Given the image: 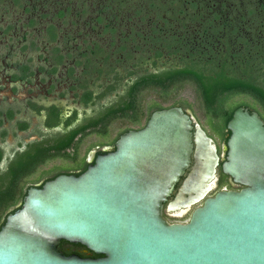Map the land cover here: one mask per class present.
<instances>
[{
	"label": "water",
	"instance_id": "1",
	"mask_svg": "<svg viewBox=\"0 0 264 264\" xmlns=\"http://www.w3.org/2000/svg\"><path fill=\"white\" fill-rule=\"evenodd\" d=\"M193 120L179 105L155 109L79 174L28 187L0 226V264H264V121L233 110L221 170L243 187L205 197L218 155ZM201 200L185 222L162 216L164 202L182 213ZM61 240L100 256L67 255Z\"/></svg>",
	"mask_w": 264,
	"mask_h": 264
},
{
	"label": "trees",
	"instance_id": "2",
	"mask_svg": "<svg viewBox=\"0 0 264 264\" xmlns=\"http://www.w3.org/2000/svg\"><path fill=\"white\" fill-rule=\"evenodd\" d=\"M3 26L57 43L93 79L83 98L90 113L67 145L91 132L114 144L172 105L223 125L237 106L264 119V0H0ZM235 96L243 98L230 102ZM35 166L0 169V226L32 186ZM58 249L100 256L66 240Z\"/></svg>",
	"mask_w": 264,
	"mask_h": 264
},
{
	"label": "flooded vegetation",
	"instance_id": "3",
	"mask_svg": "<svg viewBox=\"0 0 264 264\" xmlns=\"http://www.w3.org/2000/svg\"><path fill=\"white\" fill-rule=\"evenodd\" d=\"M5 27L0 29V169L10 162H34L36 166L27 172L26 178L32 181V186L61 173L79 174L97 153L114 148L107 134L94 132L83 138L78 133L73 143L65 144L71 131L90 113L83 98L86 87L94 84L93 79L57 43L48 40L40 43L30 30L16 33ZM185 110L194 118L192 136L198 123L211 138L218 155L214 185L205 197L220 190L243 187L221 170L226 157L225 142L230 134L226 124L213 122L209 117L202 121L188 108ZM88 136L93 139L83 146ZM188 171L189 168L180 177L168 200L173 198ZM166 203L162 216L169 222H185L202 200L183 208L182 213L180 209L166 210Z\"/></svg>",
	"mask_w": 264,
	"mask_h": 264
},
{
	"label": "rangeland",
	"instance_id": "4",
	"mask_svg": "<svg viewBox=\"0 0 264 264\" xmlns=\"http://www.w3.org/2000/svg\"><path fill=\"white\" fill-rule=\"evenodd\" d=\"M243 97H241V96H235V97H231L230 98V102H235V101H238V100H241ZM189 109V108H188ZM190 111H192V113L198 118V119H201L202 121H203V119H204V117H203V115L198 111V110H192V109H189ZM138 125V124H137ZM136 125V126H137ZM91 139H93V137L92 136H88V137H86L84 140H83V146L86 144V143H88V141H90ZM110 139V137L108 138V140ZM111 140V139H110ZM83 146H82V148H83ZM29 180V179H28ZM185 214V213H184ZM183 214V215H184ZM182 216V215H181Z\"/></svg>",
	"mask_w": 264,
	"mask_h": 264
}]
</instances>
